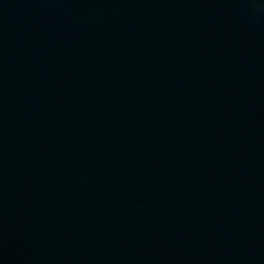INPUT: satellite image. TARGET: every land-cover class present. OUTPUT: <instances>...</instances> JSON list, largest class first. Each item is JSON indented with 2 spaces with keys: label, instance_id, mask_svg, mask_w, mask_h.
<instances>
[{
  "label": "water",
  "instance_id": "1",
  "mask_svg": "<svg viewBox=\"0 0 264 264\" xmlns=\"http://www.w3.org/2000/svg\"><path fill=\"white\" fill-rule=\"evenodd\" d=\"M0 264H264V0H0Z\"/></svg>",
  "mask_w": 264,
  "mask_h": 264
}]
</instances>
